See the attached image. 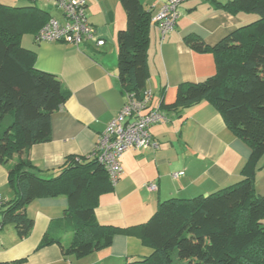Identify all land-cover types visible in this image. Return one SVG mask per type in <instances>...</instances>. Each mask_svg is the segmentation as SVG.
I'll use <instances>...</instances> for the list:
<instances>
[{
	"label": "crops",
	"instance_id": "crops-1",
	"mask_svg": "<svg viewBox=\"0 0 264 264\" xmlns=\"http://www.w3.org/2000/svg\"><path fill=\"white\" fill-rule=\"evenodd\" d=\"M84 1L85 17L104 40L103 47L35 42V33L20 39L24 49L35 53L34 67L55 75L69 92L50 117L49 140L28 150L33 172L44 179L56 177L68 157L91 156L98 138L127 99L117 68V34L126 27L123 8L118 0ZM166 1L140 0L151 20L144 92L150 94L148 109L163 113L167 121L149 128L154 146L122 154L121 176L98 197L94 207V220L99 225L121 231L114 233L109 246L76 258L64 252L71 233L54 227L64 218L66 197L38 198L24 208L33 220L27 237L19 238L12 224L0 227V263L138 264L153 249L142 242L135 227L145 224L160 203L205 197L242 180L241 169L250 148L225 126L216 109L207 102L179 112L168 110V106L175 103L181 84H196L215 74L213 54L192 51L184 38L196 36L213 47L256 16L223 12L210 0H179L175 28L161 39L153 18ZM50 16L60 17L58 12ZM180 173L183 175L177 176ZM148 185L156 190H147ZM253 186L255 194L264 197V154L256 165ZM14 197L7 170L0 165L2 204ZM130 228L134 229L129 232ZM44 236L60 239L63 251L57 244L40 247Z\"/></svg>",
	"mask_w": 264,
	"mask_h": 264
},
{
	"label": "trees",
	"instance_id": "trees-1",
	"mask_svg": "<svg viewBox=\"0 0 264 264\" xmlns=\"http://www.w3.org/2000/svg\"><path fill=\"white\" fill-rule=\"evenodd\" d=\"M118 1L126 17L125 29L117 34L120 87L141 101L150 15L140 0ZM210 2L223 12L256 19L213 47L196 36L184 38L192 51L213 54L215 74L196 84H181L168 110L209 103L248 145L250 155L238 183L205 197L164 201L145 224L135 227L142 242L153 249L138 264H264V197L256 195L253 186L256 165L264 154V0ZM50 18L36 6L0 4V165L15 192L14 199L1 206L0 227L12 224L19 238H25L33 226L25 206L38 198L64 196V218L54 227L71 233L64 252L81 258L109 246L121 230L94 220L98 197L112 188L95 157H68L60 173L50 179L33 172L28 159L33 145L49 140L50 117L69 96L55 75L34 67L35 53L20 45L24 34L35 37ZM51 244L63 251L60 239L49 236L43 237L40 247Z\"/></svg>",
	"mask_w": 264,
	"mask_h": 264
},
{
	"label": "built area",
	"instance_id": "built-area-1",
	"mask_svg": "<svg viewBox=\"0 0 264 264\" xmlns=\"http://www.w3.org/2000/svg\"><path fill=\"white\" fill-rule=\"evenodd\" d=\"M57 11L60 17L50 18L34 37L35 42H61L73 46L92 44L103 47L96 30L85 17L84 0H41ZM179 0H167L153 18L160 38L164 39L175 28L178 19ZM150 94L145 92L144 99L139 101L133 95H127L117 117L112 120L98 138L92 156L105 168L111 185H114L122 174L119 159L129 150L141 151L154 146L149 128L157 123L167 121L165 115L158 110H149ZM183 173L177 176H182ZM147 190L154 191V185ZM2 200L0 199V206Z\"/></svg>",
	"mask_w": 264,
	"mask_h": 264
},
{
	"label": "rangeland",
	"instance_id": "rangeland-1",
	"mask_svg": "<svg viewBox=\"0 0 264 264\" xmlns=\"http://www.w3.org/2000/svg\"><path fill=\"white\" fill-rule=\"evenodd\" d=\"M0 4L11 6V7H22V6H36L37 8L49 13L57 14V11L51 8L50 5L44 3L41 0H0Z\"/></svg>",
	"mask_w": 264,
	"mask_h": 264
}]
</instances>
